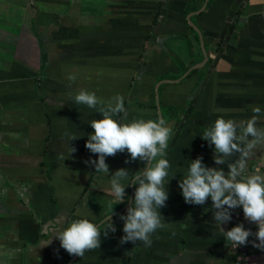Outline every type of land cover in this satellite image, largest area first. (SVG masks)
Listing matches in <instances>:
<instances>
[{
	"label": "crops",
	"instance_id": "1",
	"mask_svg": "<svg viewBox=\"0 0 264 264\" xmlns=\"http://www.w3.org/2000/svg\"><path fill=\"white\" fill-rule=\"evenodd\" d=\"M81 89L105 102L122 96L125 111L114 118L128 123L160 119V106L173 129L160 208L167 226L149 247L119 243V216L136 191L127 185L144 163H125L127 151L105 158L110 174L130 171L118 204L110 176L84 163L98 159L85 144L94 131L88 122L102 116L74 102ZM253 107L264 128V0H0V264H233L231 242L213 235L211 198L187 204L179 182L198 157L228 171L238 154L217 165L201 135L219 116L251 118ZM66 134L81 137L69 142ZM261 165L264 144L245 174L259 167L264 175ZM109 216L116 231L104 237ZM81 218L102 235L83 257L54 239ZM248 252L246 264H264V251L250 244Z\"/></svg>",
	"mask_w": 264,
	"mask_h": 264
},
{
	"label": "clouds",
	"instance_id": "2",
	"mask_svg": "<svg viewBox=\"0 0 264 264\" xmlns=\"http://www.w3.org/2000/svg\"><path fill=\"white\" fill-rule=\"evenodd\" d=\"M69 80L75 81L76 77L69 76ZM72 98L76 104L94 109L102 116L101 119L88 122L94 131L87 134L85 144L87 150L98 154V159L89 158L84 163L94 166L96 173L110 176L109 191L118 204L124 203L126 186L123 181L129 179L130 171L121 168L110 174L105 158L127 151L130 158L125 163L136 160L144 163V167L133 174L127 185H135L136 191L134 202L128 208L127 214L119 216L124 221L125 233L119 243L123 245L131 241L136 244L140 241L145 247L151 246L152 235L167 226L160 208L168 200L165 181L169 177L171 164L165 157L173 134L172 127L163 118L138 119L130 123L115 119V116L125 111L124 100L120 95L105 102L95 92L81 89ZM252 111L251 118L241 121L219 116L201 135L203 140L208 141L209 146L214 145L213 159L217 165L225 164L228 157L238 154L233 163H228V171L208 168L203 165V157H198L190 161L187 173L179 182V188L184 201L190 205L203 206L211 198V208L218 210L214 212L216 227L213 235L218 232L237 247L247 245L249 237L254 236L252 246L264 251V175L259 174V167L254 173L245 174L253 150L257 145L264 144V128L257 127L261 109L253 107ZM80 137L71 134L68 135V140L70 142ZM75 151L71 147V153ZM108 206L112 207L111 201ZM236 208H242L244 219L256 225L257 231L246 229L242 222L227 231L224 229V224L231 221L232 212ZM105 223L108 227L103 236L107 237L109 231H116V226L111 216L106 218ZM101 236L97 224L81 218L73 220L54 239H58L60 247L70 255L83 257L86 251L100 248Z\"/></svg>",
	"mask_w": 264,
	"mask_h": 264
},
{
	"label": "built area",
	"instance_id": "3",
	"mask_svg": "<svg viewBox=\"0 0 264 264\" xmlns=\"http://www.w3.org/2000/svg\"><path fill=\"white\" fill-rule=\"evenodd\" d=\"M243 223L245 228H251L253 232H255V228L253 224H251L249 221L244 219L243 215V210L242 208H236L232 212V219L230 221L231 223V228L235 227L239 223ZM254 236L249 237V243L247 245H241L239 247L233 245L231 243V251L233 255L236 257V260L233 264H246L247 263V256H248V251L250 248L251 241L253 240Z\"/></svg>",
	"mask_w": 264,
	"mask_h": 264
},
{
	"label": "water",
	"instance_id": "4",
	"mask_svg": "<svg viewBox=\"0 0 264 264\" xmlns=\"http://www.w3.org/2000/svg\"><path fill=\"white\" fill-rule=\"evenodd\" d=\"M197 13H201V12H197ZM193 27H194L195 31L199 34L200 39H201V43H202V46H203V49H204V42H203V38H202L201 32L194 25H193ZM160 44H162V46L165 48L164 41H160ZM204 56H205V59L207 60L208 54H207L205 49H204ZM159 111H160V113H159L160 114V118H163L160 106H159ZM132 195H134V191L132 192ZM132 200H133V197L131 198V201Z\"/></svg>",
	"mask_w": 264,
	"mask_h": 264
}]
</instances>
